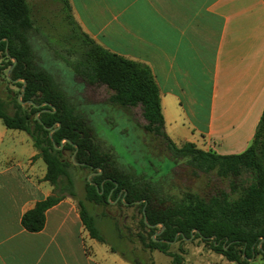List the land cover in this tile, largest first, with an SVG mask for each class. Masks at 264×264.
I'll return each mask as SVG.
<instances>
[{
    "label": "crops",
    "instance_id": "obj_1",
    "mask_svg": "<svg viewBox=\"0 0 264 264\" xmlns=\"http://www.w3.org/2000/svg\"><path fill=\"white\" fill-rule=\"evenodd\" d=\"M68 3L89 38L150 68L175 144L220 155L249 146L264 108V0ZM36 154L26 132L0 126V264H129L89 236L70 196L46 210L40 231L22 226L53 192Z\"/></svg>",
    "mask_w": 264,
    "mask_h": 264
},
{
    "label": "trees",
    "instance_id": "obj_2",
    "mask_svg": "<svg viewBox=\"0 0 264 264\" xmlns=\"http://www.w3.org/2000/svg\"><path fill=\"white\" fill-rule=\"evenodd\" d=\"M61 1L70 10L68 0ZM30 29V8L26 0H0V50L4 56L16 59L12 78L22 80L18 83L23 88L21 101L33 102L22 104L15 100L16 110L9 113L0 97V119L7 128L28 134L37 151L33 159L39 157L44 161V180L53 186L52 194L36 201L22 214L21 224L27 231H40L45 224L46 210L63 197L74 199L73 194L64 195L58 186L59 177L68 166L63 152L70 151L79 167L95 172L85 184L91 200L109 205L117 199L119 205L136 206L141 215L139 222L147 230V246L168 253L172 264H182L183 259L168 252L171 243L189 239L193 234L232 261L239 255L250 258L254 252L264 253V108L251 143L241 153L220 155L198 149L191 142L178 146L164 131L159 91L150 68L108 51L79 28L78 32L72 30L79 39L74 73L84 83L105 84L113 92L111 102L122 108L141 104L147 129L165 137L175 160H184L193 173L226 180L229 186L227 191H174L173 170L151 179L126 174L115 165L117 156L98 144L95 124L86 112L71 100L52 73L35 60L29 44ZM49 128L53 130L51 134ZM55 145L61 148L56 149ZM77 206L89 236L108 244L112 252L127 260L125 252L99 234L87 212L80 204ZM152 225H160L158 230L163 225L156 239L151 236L156 230ZM115 235L116 240L122 241L124 235L120 230L117 229L114 238ZM138 237L140 240V234ZM226 244L228 248L224 247ZM238 246H242L240 254L236 251Z\"/></svg>",
    "mask_w": 264,
    "mask_h": 264
},
{
    "label": "rangeland",
    "instance_id": "obj_3",
    "mask_svg": "<svg viewBox=\"0 0 264 264\" xmlns=\"http://www.w3.org/2000/svg\"><path fill=\"white\" fill-rule=\"evenodd\" d=\"M26 1L31 18L29 44L35 60L52 73L55 81L67 92L71 100L86 112L89 120L95 124L98 144L103 150L117 156L115 165L126 174L135 173L151 179H157L173 170L174 191L188 189L205 193L229 189L226 180L206 176L201 172L193 173L184 160H175L167 148L165 137L147 129L148 122L143 116L141 104L122 108L111 102L110 95L113 92L105 84L84 83L81 77L74 73L73 64L74 59L78 58L76 48L79 46V39L72 30H82L61 0ZM5 52L8 53L7 43ZM12 62L13 59L4 56L0 50V97L9 113L15 112V100L21 102L22 95H19L23 90L18 84L22 80L12 78L15 65L9 70ZM35 116L38 118V113H35ZM2 125L0 119V126ZM57 147L61 148H55L60 149ZM63 154L68 166L59 177L58 186L64 195L73 194L74 200L87 212L99 234L108 242L113 241L122 253L125 252L129 264H172V257L168 253L147 246V230L139 222V209L136 206L119 205L117 199L111 200L109 205L92 201L86 193L85 184L94 175L91 173L95 172L79 167L73 158L77 162L74 163V154H70V151ZM40 161L45 168L44 161ZM159 226L152 227L156 229L151 235L153 239L160 234ZM117 229L124 235L122 241L116 240V235L115 238L113 236ZM193 235L189 239H176L169 246L168 252L180 255L182 264H264L263 252H254L250 258L239 255L232 261L214 251L209 243ZM228 246L229 244H226L224 247ZM241 248L242 246L236 247L239 254Z\"/></svg>",
    "mask_w": 264,
    "mask_h": 264
},
{
    "label": "water",
    "instance_id": "obj_4",
    "mask_svg": "<svg viewBox=\"0 0 264 264\" xmlns=\"http://www.w3.org/2000/svg\"><path fill=\"white\" fill-rule=\"evenodd\" d=\"M13 59V62H12V65L10 66V69L9 70H11V68L13 67V65L15 64V62H16V59L15 58H12ZM23 89V88H22ZM23 94V90L21 91V93H20V95H19V97L21 96ZM21 103L22 104H33V102L31 101V100H28V101H25V102H22L21 101ZM44 104H46V105H48V103H44ZM35 106H37V105H35ZM54 111V110H53ZM49 130H50V133L53 131L52 129H50L49 128ZM56 147V146H55ZM57 148H60V147H57ZM74 156H72V161L74 162V163H77V162H75L74 161ZM97 173H99V172H97ZM91 174H95V173H91ZM90 174V175H91ZM143 213H144V210H143ZM153 226V225H152ZM162 228H163V225H162ZM162 228H161V230H162Z\"/></svg>",
    "mask_w": 264,
    "mask_h": 264
}]
</instances>
